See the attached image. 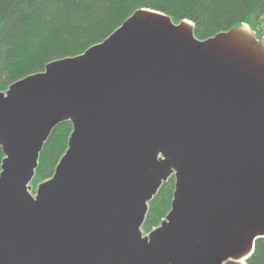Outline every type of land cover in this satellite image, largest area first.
<instances>
[{
  "label": "water",
  "instance_id": "obj_1",
  "mask_svg": "<svg viewBox=\"0 0 264 264\" xmlns=\"http://www.w3.org/2000/svg\"><path fill=\"white\" fill-rule=\"evenodd\" d=\"M137 9L0 90V264H247L264 238V36ZM70 121L31 193L51 131ZM174 176L171 208L144 234Z\"/></svg>",
  "mask_w": 264,
  "mask_h": 264
},
{
  "label": "trees",
  "instance_id": "obj_2",
  "mask_svg": "<svg viewBox=\"0 0 264 264\" xmlns=\"http://www.w3.org/2000/svg\"><path fill=\"white\" fill-rule=\"evenodd\" d=\"M141 8L160 11L176 23L191 21L199 39L241 23L264 36V0H0V90L43 71L50 61L78 55L101 42ZM71 131L70 121L51 131L30 183L32 192L52 176ZM3 157L0 147V170ZM174 182L172 175L148 203L142 225L145 233L170 210ZM247 264H264V238L256 240Z\"/></svg>",
  "mask_w": 264,
  "mask_h": 264
},
{
  "label": "rangeland",
  "instance_id": "obj_3",
  "mask_svg": "<svg viewBox=\"0 0 264 264\" xmlns=\"http://www.w3.org/2000/svg\"><path fill=\"white\" fill-rule=\"evenodd\" d=\"M250 29L255 33V36H256L257 39L260 40V39L262 38V37H261V34H260V33H261L260 30H257V29H256V31H255V30L252 29L251 27H250ZM34 189H35L34 192H32V189H31V193H33V194H34L35 191H36V187H35ZM143 232H144V231H143ZM144 234H146V233L144 232Z\"/></svg>",
  "mask_w": 264,
  "mask_h": 264
}]
</instances>
